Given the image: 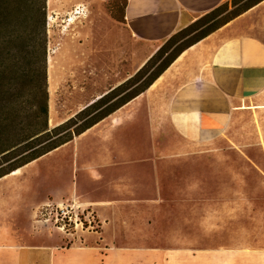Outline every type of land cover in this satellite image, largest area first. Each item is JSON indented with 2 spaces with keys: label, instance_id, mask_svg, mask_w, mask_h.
Masks as SVG:
<instances>
[{
  "label": "rangeland",
  "instance_id": "374dc122",
  "mask_svg": "<svg viewBox=\"0 0 264 264\" xmlns=\"http://www.w3.org/2000/svg\"><path fill=\"white\" fill-rule=\"evenodd\" d=\"M125 1H46L51 128L130 78L165 44L153 45L130 33L122 21ZM248 1L224 0L217 18ZM22 16L10 21L22 20L20 30L35 34L39 49L40 15L31 11ZM197 31L176 41L144 78ZM160 97L148 103L144 95L135 98L68 147L22 169L18 176H31L36 191L70 197L20 218L21 240L29 243L22 246L28 263L48 261L47 255L41 260L38 250H30L38 248L33 245L84 247L89 256L99 246L102 253L91 255L87 264H129L122 256L136 250L264 247V113H244L216 140L192 144L175 133L165 116H153L152 105L159 107ZM123 124L130 129L114 132ZM105 144L128 156L100 159L96 154ZM78 201L87 203L71 205ZM121 252L126 255L118 259Z\"/></svg>",
  "mask_w": 264,
  "mask_h": 264
},
{
  "label": "crops",
  "instance_id": "0c3cea01",
  "mask_svg": "<svg viewBox=\"0 0 264 264\" xmlns=\"http://www.w3.org/2000/svg\"><path fill=\"white\" fill-rule=\"evenodd\" d=\"M223 1L126 0L124 23L134 37L159 45ZM143 95L146 103L161 96L159 107L152 105L153 116H165L175 133L192 144L205 142V139L216 140L233 128L237 118L244 113H264V0L184 50ZM122 127L130 129L123 124L114 132ZM158 129L160 134L165 131L163 125ZM69 143L71 141L35 162L61 147H68ZM105 149L96 154L100 159L128 156L126 151L117 150L112 144H105ZM19 174L10 173L0 178V264H35L28 263L23 252L22 246L29 243L21 240L24 234L20 218L23 219L25 213L39 211L46 204L70 198L55 191H43L46 197L41 198L42 193L36 191L31 176ZM136 179L132 176V180ZM72 184H68L67 192L71 196L75 194ZM112 186L113 189L116 187L114 183ZM85 203L78 201L71 205L83 207ZM33 246L38 248L30 250H38L40 257L48 256L47 264H87L91 255L98 254V251L102 253L99 246L95 247L98 250L90 252V256L84 247L68 249L61 245L41 249L39 245ZM139 251H130L128 256L122 257H128L129 264H264V247L251 250L203 248L190 251L180 248ZM120 255L126 254L119 253L118 259H122Z\"/></svg>",
  "mask_w": 264,
  "mask_h": 264
},
{
  "label": "trees",
  "instance_id": "16d2710c",
  "mask_svg": "<svg viewBox=\"0 0 264 264\" xmlns=\"http://www.w3.org/2000/svg\"><path fill=\"white\" fill-rule=\"evenodd\" d=\"M46 1L0 0V165L8 162L0 167V178L72 141L143 94L184 50L262 0H249L228 15L217 18L226 5L220 4L174 33L130 78L89 102L75 115L53 128L49 126L48 117ZM234 1L237 3L238 0ZM124 9L122 21L125 22ZM31 11L35 12L36 16L40 15L39 49L35 43V34L20 30L22 20L10 21L18 14H25L27 17ZM26 17L22 16V19ZM6 22L9 24L6 25ZM4 24L10 29L5 30ZM192 31L197 32L177 45L144 78L167 49ZM133 85L135 86L128 90ZM116 96L119 97L114 100Z\"/></svg>",
  "mask_w": 264,
  "mask_h": 264
},
{
  "label": "bare ground",
  "instance_id": "6f19581e",
  "mask_svg": "<svg viewBox=\"0 0 264 264\" xmlns=\"http://www.w3.org/2000/svg\"><path fill=\"white\" fill-rule=\"evenodd\" d=\"M143 95V94H142ZM142 95H140V96H142ZM139 96V97H140ZM116 118V117H115ZM114 121H117V119H113ZM21 172V168H19V169H17V170H15V171H13L12 173H11V175H14V176H16L17 174H19Z\"/></svg>",
  "mask_w": 264,
  "mask_h": 264
},
{
  "label": "built area",
  "instance_id": "2783aa9c",
  "mask_svg": "<svg viewBox=\"0 0 264 264\" xmlns=\"http://www.w3.org/2000/svg\"><path fill=\"white\" fill-rule=\"evenodd\" d=\"M67 209L69 208V206L68 207H66ZM62 209H64V208H62Z\"/></svg>",
  "mask_w": 264,
  "mask_h": 264
},
{
  "label": "water",
  "instance_id": "95a60500",
  "mask_svg": "<svg viewBox=\"0 0 264 264\" xmlns=\"http://www.w3.org/2000/svg\"><path fill=\"white\" fill-rule=\"evenodd\" d=\"M18 169V168H17ZM13 172V171H12Z\"/></svg>",
  "mask_w": 264,
  "mask_h": 264
}]
</instances>
